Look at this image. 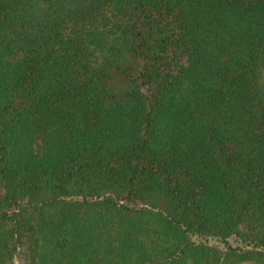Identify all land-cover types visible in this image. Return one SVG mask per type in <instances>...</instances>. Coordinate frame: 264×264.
Returning <instances> with one entry per match:
<instances>
[{
	"label": "trees",
	"instance_id": "obj_1",
	"mask_svg": "<svg viewBox=\"0 0 264 264\" xmlns=\"http://www.w3.org/2000/svg\"><path fill=\"white\" fill-rule=\"evenodd\" d=\"M0 264H264V0H0Z\"/></svg>",
	"mask_w": 264,
	"mask_h": 264
}]
</instances>
